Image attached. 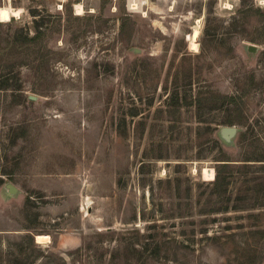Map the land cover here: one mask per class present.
<instances>
[{
	"label": "rangeland",
	"instance_id": "1",
	"mask_svg": "<svg viewBox=\"0 0 264 264\" xmlns=\"http://www.w3.org/2000/svg\"><path fill=\"white\" fill-rule=\"evenodd\" d=\"M1 7L0 264H264V0Z\"/></svg>",
	"mask_w": 264,
	"mask_h": 264
},
{
	"label": "bare ground",
	"instance_id": "2",
	"mask_svg": "<svg viewBox=\"0 0 264 264\" xmlns=\"http://www.w3.org/2000/svg\"><path fill=\"white\" fill-rule=\"evenodd\" d=\"M76 9L78 13H82L84 10V6L82 3L76 4ZM19 9H13V8H0V19L3 21H9L12 19L13 16H19ZM198 35H199V29H196L193 33L189 34V40L193 48L198 49ZM205 173L207 176H209L210 179L214 178L215 171L213 168L205 169ZM50 235L47 233H39L36 235L37 242L43 243L47 241H50Z\"/></svg>",
	"mask_w": 264,
	"mask_h": 264
},
{
	"label": "water",
	"instance_id": "3",
	"mask_svg": "<svg viewBox=\"0 0 264 264\" xmlns=\"http://www.w3.org/2000/svg\"><path fill=\"white\" fill-rule=\"evenodd\" d=\"M247 49L251 53H256L258 50V46L255 44H249ZM240 128L236 125H225L219 128L218 136L219 138L228 144H234L235 137L239 133ZM5 188L8 190L9 195H15L19 192V188L13 184L12 182H8L5 184Z\"/></svg>",
	"mask_w": 264,
	"mask_h": 264
},
{
	"label": "trees",
	"instance_id": "4",
	"mask_svg": "<svg viewBox=\"0 0 264 264\" xmlns=\"http://www.w3.org/2000/svg\"><path fill=\"white\" fill-rule=\"evenodd\" d=\"M240 12V14L241 15H239L240 16V18H245V13L243 14L242 13V11L240 10L239 11ZM239 18V17H238ZM15 44V40H13V41H9V43H8V45H7V47L8 48H10V47H13V45ZM23 44H25V45H27V43L26 42H24ZM6 48V47H5ZM2 61V60H1ZM10 66H12V65H10ZM224 160V159H223ZM220 165L218 166V169H217V175H216V184L218 185V186H221V185H223L224 183V181H225V179H226V169H228L227 167H229L230 165H228L229 163H219ZM224 170V175L222 174V171ZM25 238L26 239H31V240H33V237H31V235L30 234H28V235H26L25 236Z\"/></svg>",
	"mask_w": 264,
	"mask_h": 264
}]
</instances>
